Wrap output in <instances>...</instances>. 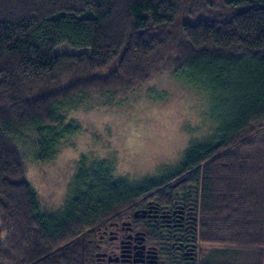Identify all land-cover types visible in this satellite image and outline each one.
Masks as SVG:
<instances>
[{
    "label": "trees",
    "instance_id": "16d2710c",
    "mask_svg": "<svg viewBox=\"0 0 264 264\" xmlns=\"http://www.w3.org/2000/svg\"><path fill=\"white\" fill-rule=\"evenodd\" d=\"M165 74L211 93L214 134L141 184L104 170L85 186L79 171L66 206L44 212L20 142L51 160L92 93ZM142 186L195 203L199 246L264 264V0H0V264H81L100 219Z\"/></svg>",
    "mask_w": 264,
    "mask_h": 264
},
{
    "label": "rangeland",
    "instance_id": "374dc122",
    "mask_svg": "<svg viewBox=\"0 0 264 264\" xmlns=\"http://www.w3.org/2000/svg\"><path fill=\"white\" fill-rule=\"evenodd\" d=\"M193 86L196 89L165 74L152 76L134 91L113 96L92 93L73 114L80 131L62 138L48 161L36 158L30 142H20L27 175L43 211L55 213L66 206L72 186L78 189L83 181L79 171L87 176L85 186L104 170L131 184L172 171L190 145L214 134L213 123L220 127L223 115L210 92ZM155 197L161 200L159 195L150 199ZM200 245L203 257L218 249L208 243Z\"/></svg>",
    "mask_w": 264,
    "mask_h": 264
},
{
    "label": "flooded vegetation",
    "instance_id": "af4514ba",
    "mask_svg": "<svg viewBox=\"0 0 264 264\" xmlns=\"http://www.w3.org/2000/svg\"><path fill=\"white\" fill-rule=\"evenodd\" d=\"M100 219L81 264H207L196 240L193 201L144 194Z\"/></svg>",
    "mask_w": 264,
    "mask_h": 264
},
{
    "label": "crops",
    "instance_id": "0c3cea01",
    "mask_svg": "<svg viewBox=\"0 0 264 264\" xmlns=\"http://www.w3.org/2000/svg\"><path fill=\"white\" fill-rule=\"evenodd\" d=\"M207 257V264H261L256 254H250L247 257L241 258V255L234 253L233 251L216 249ZM230 252V253H229Z\"/></svg>",
    "mask_w": 264,
    "mask_h": 264
}]
</instances>
